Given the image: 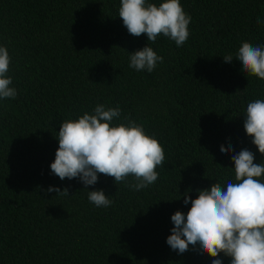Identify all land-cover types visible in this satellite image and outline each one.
Wrapping results in <instances>:
<instances>
[{
	"label": "trees",
	"instance_id": "trees-1",
	"mask_svg": "<svg viewBox=\"0 0 264 264\" xmlns=\"http://www.w3.org/2000/svg\"><path fill=\"white\" fill-rule=\"evenodd\" d=\"M181 4L190 36L177 47L162 34L155 43L130 35L120 0H0V45L18 93L0 100V264H212L198 246L178 254L166 239L171 216L191 207L186 191L195 199L234 180L221 145L264 161L243 127L247 104L264 99V80L235 60L243 42L264 45V0ZM147 44L163 63L151 73L130 68V54ZM98 104L119 106L114 123L143 125L166 157L157 181L139 191L132 177L115 184L98 174L87 190H103L107 208L89 202L79 179L62 181L50 169L62 121ZM50 186L69 195L47 193Z\"/></svg>",
	"mask_w": 264,
	"mask_h": 264
},
{
	"label": "clouds",
	"instance_id": "clouds-1",
	"mask_svg": "<svg viewBox=\"0 0 264 264\" xmlns=\"http://www.w3.org/2000/svg\"><path fill=\"white\" fill-rule=\"evenodd\" d=\"M118 16L130 35H146L151 43L162 34L182 47L190 36L191 16L183 10L181 0L159 4L120 0ZM257 23H261L259 17ZM163 60L147 44L130 54L129 67L151 73ZM223 60L231 63L234 59L229 54ZM235 60L243 73L264 80V45L243 42ZM11 63L7 47L0 45V100L15 99L18 94L8 75ZM121 115L119 106L98 104L92 113L62 121L51 174L62 181L79 179L84 190L98 182V174L114 178L115 184L132 177L135 182L129 187L137 191L154 184L159 177L156 169L166 159L164 148L154 136L146 134L143 125L130 118L125 117L126 123H114ZM244 117V131L264 157V99L249 102ZM219 150L221 156L231 155L234 180L198 190L195 199L189 195L191 189L186 191L183 203L191 207L187 213L178 210L171 216L174 227L166 243L178 254L187 252L189 246H198L201 255L212 258V264H223L221 254L230 258V264H264V161L254 163L252 151L244 148L235 152L231 143L221 145ZM46 191L69 195L67 188L62 191L50 186ZM87 194L96 207L112 204L103 190H87Z\"/></svg>",
	"mask_w": 264,
	"mask_h": 264
}]
</instances>
